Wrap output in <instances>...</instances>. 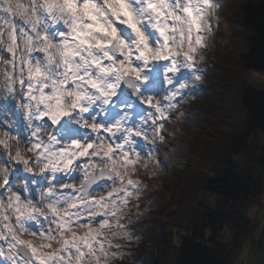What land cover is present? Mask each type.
Returning a JSON list of instances; mask_svg holds the SVG:
<instances>
[{
	"label": "snow or ice",
	"instance_id": "1",
	"mask_svg": "<svg viewBox=\"0 0 264 264\" xmlns=\"http://www.w3.org/2000/svg\"><path fill=\"white\" fill-rule=\"evenodd\" d=\"M219 8L216 0H0V61L12 68L3 73L7 92L20 85L30 127L34 120L59 125L46 140L40 136L45 125L34 127L26 149L31 156L18 139L13 153L10 132L0 136V160L7 157L0 165V240L7 251L0 245V257L7 264H110L124 256L127 245L114 241L131 243L129 205L140 200L144 187L132 176L137 165L148 169L156 160L157 149L145 146L166 139L165 122L182 107L189 83L202 79L201 50L209 47ZM161 68L170 86L162 99ZM73 123L96 133V139L82 138ZM63 139L68 142L58 147ZM81 158L87 159L77 164ZM10 163L28 173H35L32 165L39 169L43 179L35 182L48 183L39 197L43 207L14 190ZM78 169L79 188L56 178ZM105 177L111 190L92 195V186ZM23 187L28 190L27 183ZM40 217H51L55 229L45 230ZM28 221L40 230L27 227ZM23 234L33 239H22Z\"/></svg>",
	"mask_w": 264,
	"mask_h": 264
},
{
	"label": "rangeland",
	"instance_id": "2",
	"mask_svg": "<svg viewBox=\"0 0 264 264\" xmlns=\"http://www.w3.org/2000/svg\"><path fill=\"white\" fill-rule=\"evenodd\" d=\"M22 2L28 3V0H22ZM216 2L220 4V8L217 11V20L212 18L213 31L212 34L208 36V41L210 40L211 42L209 45L210 49L208 50L209 47H207L206 50L209 51L208 58H204V60L199 61L198 63V66L203 70L202 79L200 81L189 83L188 89H185L186 96L181 101L182 107L172 112L171 119L165 122V128L162 134L166 139L162 143L157 140L156 145L145 146L146 148L155 147L157 149L154 155L156 160H159L160 163L153 160L149 163L148 169H144L142 165H137L136 172L132 176V179L139 180L141 184L144 185L141 192L147 191V188L151 187H154V189L156 188L157 193H160L161 189H163L164 194L161 200L162 206L166 204L167 194L169 192L168 190H165V185L169 184L171 178L176 177V172L178 170H185L189 166L191 169L198 168L200 167L199 163L203 165L205 160L200 162L198 157L201 151H205L208 155H212V159V157L215 156V149L212 147V150L205 142H208V140H212L213 142L215 140L222 141L227 135H229V132L232 133L239 129L245 117V112L240 103L242 94V76L239 73V64L236 63L239 55L238 49L242 51L245 48V42L249 37V30L243 21V4L245 0H221L220 2L219 0H216ZM4 39L7 41V36H5ZM235 49H237L236 52H234ZM22 51L23 49H21V52ZM3 55L5 59L8 58V53L6 51L3 52ZM33 55L43 57V53H33ZM227 61L231 63L232 66H235V68L229 69L231 66L227 64ZM159 63L164 64L166 62L161 61ZM227 65L229 66L228 68L226 67ZM229 70L232 71V75L226 78L225 73L231 72ZM4 71L11 72L12 68L10 65L0 61V136H2L4 131L10 132L13 137L11 141L13 145V153L18 139L20 142L19 146L25 151V155L31 156L32 154L28 153L26 149L29 146L27 141L31 138L34 127L36 125L51 123L46 120H34L32 122V127L29 126V122L24 116V109L21 107L22 100L20 95V85L17 83L15 85L16 92L9 94L5 85ZM250 73L264 75V70L251 69ZM159 80L160 98L162 99L165 94L164 90L169 88V85L164 81L163 68L160 69ZM189 92L191 95H188ZM131 100H134L139 104L137 99ZM139 106L145 109L148 108L147 105L143 104H140ZM8 107L11 108V118H17L16 122H12V119L9 118L11 121L9 124H7V121L4 118ZM117 111H120V109L117 108ZM181 113H183V115H181ZM85 115L87 116V114ZM102 118L103 117H100V119ZM2 119H4V122H2ZM137 120L138 117L134 115L132 122H136ZM72 127L78 130L82 138L86 139L88 136H91L93 140L96 139L97 134L93 133L90 129L83 128L75 123H73ZM58 128L59 126L51 129L50 132L57 130ZM43 129L44 127L40 132V136L46 140L50 132H44ZM57 135L58 137L60 136L58 131ZM100 135L102 138L108 136L107 133L103 132H101ZM111 139L115 138L113 137ZM67 142V139H63L58 147H63ZM257 142L260 145H263L264 137L258 136ZM141 143L144 142L141 141ZM0 151H3V149L0 148ZM164 154L165 156H168L166 160L163 159L165 157ZM237 158L238 161L243 160L240 156ZM6 159L7 157L5 156L0 160V165H2ZM86 159L87 158H81V160L77 161V164H82ZM213 159L215 160L214 157ZM7 166L11 173L10 180L14 190L20 191L23 197L32 199L38 207H43L39 197L41 191L47 188L48 183L47 181L42 184L35 182L43 179L39 174V169L35 165H32L35 169V173H28L24 170L23 165L10 163ZM211 166L212 165L208 167ZM215 167L216 166L213 165L212 169ZM16 175H18V177H16ZM46 175L48 181H51L52 173L49 172L46 173ZM82 175L83 171L78 169L68 173L58 172L56 173V178L63 184L75 183L76 187L79 188V180ZM26 183L28 185V190H25L23 187ZM52 183H56V181H52ZM112 186L111 180L103 181L91 190V194L94 196L107 195V192L111 190ZM115 186L118 187L119 184ZM56 187L57 191H61L60 184H57ZM64 191L70 192L71 190L64 189ZM75 194L79 195V193ZM196 197L200 201L207 203L210 199L212 201L215 199V195L206 191L203 187L197 190ZM211 203L214 204V202ZM137 204L139 207H137ZM129 208L132 213L130 216L132 221H134L135 217H139L136 216L138 212H140L139 215H141L145 210V208L143 209V200L141 199L138 201L135 199L132 200ZM44 210L45 212L47 211V209ZM170 212L172 214L176 213V215L180 214L176 209H172ZM156 213L155 215L159 217ZM182 214L184 213L182 212ZM9 215H11V213H9ZM247 216L258 226V229L256 228V230L245 239L242 248L234 253L233 261L236 264H264V195L261 199L250 204L247 210ZM40 220L41 225L45 230L49 227L55 229V225H51L49 222L51 217H49V221H45L43 217H40ZM162 222H165V219L163 221L162 218L157 220V226H154V228H157L159 224L162 226ZM12 223L15 224L14 218ZM41 225L32 221L26 223L27 227L37 231L40 230ZM0 227H2V225H0ZM169 232L167 238L173 241V245H178L182 236H185L188 233L183 226H174ZM5 235H8L6 230ZM108 235H110V233ZM221 235L224 236L222 237L224 241L231 243V240L234 237V231L230 227H226ZM21 238L25 240L33 239L27 234H23ZM0 245H3L5 251H7V242L5 240H0ZM53 247L55 248L59 246L54 244ZM44 251H50V249H45ZM161 253L162 251L153 249V251L150 252V255L159 256ZM116 261L117 259H113L110 261V264H117ZM0 264H7L3 257H0ZM139 264L151 263L150 260L146 258Z\"/></svg>",
	"mask_w": 264,
	"mask_h": 264
},
{
	"label": "trees",
	"instance_id": "3",
	"mask_svg": "<svg viewBox=\"0 0 264 264\" xmlns=\"http://www.w3.org/2000/svg\"><path fill=\"white\" fill-rule=\"evenodd\" d=\"M243 21L249 37L245 48L238 49L236 61L242 76L240 103L245 112L239 129L227 132L229 135L222 141L205 142L215 149V160L201 151L198 157L200 162L205 160L203 165L199 163L198 168L189 166L187 170H178L176 177L165 185L169 192L164 206L161 203L163 189L157 193L156 188L151 187L141 192L145 210L141 215L138 212L136 216L139 217H135L130 225L134 233L131 243L114 241L127 245L117 264H139L146 258L151 264H236L234 253L258 229L247 216V210L264 195V144L257 142L258 136L264 137V75L250 73V70H264V0H245ZM208 42L210 45V40ZM206 50L201 51L205 59L209 54ZM227 64L231 66L229 69L235 68L231 63ZM228 73H225L226 78L232 71ZM239 156L242 161H238ZM210 165L216 167L212 169V166L208 167ZM200 186L215 195L214 201L202 202L196 197ZM172 209L182 211L176 215L170 212ZM161 218L165 222L154 228ZM174 226H183L188 232L178 245H173L167 238ZM226 227L234 231L231 243L224 241L221 235ZM153 249L162 253L150 255Z\"/></svg>",
	"mask_w": 264,
	"mask_h": 264
},
{
	"label": "bare ground",
	"instance_id": "4",
	"mask_svg": "<svg viewBox=\"0 0 264 264\" xmlns=\"http://www.w3.org/2000/svg\"><path fill=\"white\" fill-rule=\"evenodd\" d=\"M12 117V113H11V108H7V112H6V115L4 116L5 120L7 121V124L11 123L12 122H16V119L17 118H11ZM9 118H11L12 120L10 121ZM2 122H4V119H2ZM51 125L50 124H45V127L43 129L44 132H50L51 131ZM16 177H18V175H16Z\"/></svg>",
	"mask_w": 264,
	"mask_h": 264
},
{
	"label": "water",
	"instance_id": "5",
	"mask_svg": "<svg viewBox=\"0 0 264 264\" xmlns=\"http://www.w3.org/2000/svg\"><path fill=\"white\" fill-rule=\"evenodd\" d=\"M125 90L127 91V93H128L129 95H131V96H133V97L136 98V96H135V94L133 93L132 89H130V88H126ZM105 180H108L107 177H105V178H103V179H99V180L96 182V184H94L92 187H94L95 185L99 184L101 181H105ZM91 189H92V188H91ZM91 189H90V190H91ZM21 255H23V253H21Z\"/></svg>",
	"mask_w": 264,
	"mask_h": 264
}]
</instances>
